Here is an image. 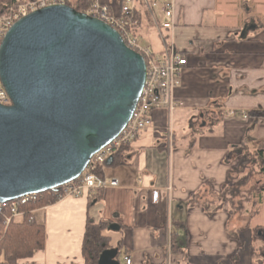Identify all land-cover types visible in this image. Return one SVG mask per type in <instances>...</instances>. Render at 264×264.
Wrapping results in <instances>:
<instances>
[{
  "label": "crops",
  "instance_id": "0c3cea01",
  "mask_svg": "<svg viewBox=\"0 0 264 264\" xmlns=\"http://www.w3.org/2000/svg\"><path fill=\"white\" fill-rule=\"evenodd\" d=\"M93 1L121 13L122 0ZM175 5L173 19L158 21L173 24L168 44L187 60L179 108L159 110L123 152L125 163L104 168L117 188L33 210L45 248L17 264H85L88 220L108 225L121 264L126 256L132 264H264V174L254 161L264 150V0ZM239 159L251 163L232 171ZM240 177L236 194L223 196Z\"/></svg>",
  "mask_w": 264,
  "mask_h": 264
},
{
  "label": "water",
  "instance_id": "95a60500",
  "mask_svg": "<svg viewBox=\"0 0 264 264\" xmlns=\"http://www.w3.org/2000/svg\"><path fill=\"white\" fill-rule=\"evenodd\" d=\"M146 77L143 57L105 22L69 5L18 21L0 49V204L76 181L125 129ZM98 264H121L119 249Z\"/></svg>",
  "mask_w": 264,
  "mask_h": 264
},
{
  "label": "built area",
  "instance_id": "2783aa9c",
  "mask_svg": "<svg viewBox=\"0 0 264 264\" xmlns=\"http://www.w3.org/2000/svg\"><path fill=\"white\" fill-rule=\"evenodd\" d=\"M60 5H67V0H6L0 10V49L8 31L18 21L39 10ZM141 7L149 12L159 32L161 28L168 29L173 26V24H160L156 12L165 19H173L176 8L175 0H122L121 13L117 16L113 15L107 6L93 1L91 8L85 12L115 29L126 46L143 57L146 77L138 105L125 129L112 143L93 156L80 178L53 190L60 200L68 197L80 198L88 191L104 192L110 188H117L118 181H107L95 175L91 170L98 168L103 172L105 167L112 165L116 156L124 148L131 147L142 133L152 128L154 116L159 110H166L171 114L180 106L175 94L182 85L187 60L166 42L161 32V52L143 47L133 29L138 24L136 13L141 10ZM0 105H12L1 80ZM229 116L249 118V114L244 111H230ZM167 135L168 148H170L169 145L172 143L170 128H168ZM39 195H28L6 204H0V220L3 218L4 225L8 227L13 219L23 216L21 209L36 202ZM31 214L33 215L34 211ZM31 220L34 218L32 217ZM168 249H171V246ZM124 264H132V258L126 256Z\"/></svg>",
  "mask_w": 264,
  "mask_h": 264
},
{
  "label": "trees",
  "instance_id": "16d2710c",
  "mask_svg": "<svg viewBox=\"0 0 264 264\" xmlns=\"http://www.w3.org/2000/svg\"><path fill=\"white\" fill-rule=\"evenodd\" d=\"M3 1L6 2V0H0V10L3 8ZM92 3L93 0H78L77 5L72 6L71 3L67 1V5L73 7L80 13L88 11L91 8ZM136 20L138 24H136L133 29L135 35L141 40V29L145 26L151 28L155 24L149 12L143 7H141V10L136 13ZM145 21L148 24H143ZM150 24L153 25L150 26ZM127 148H124L116 156L113 163L114 166L125 163V158L122 154ZM254 161L255 165L259 168V171L264 174V150L257 152ZM247 163V160H239L232 171L238 169L239 167H245ZM91 171L98 177H103V172L100 169L96 168ZM245 179L246 178L238 182V184H236L235 181H231L232 184H229L223 190V196L226 197L228 194L234 196L237 192L236 187L243 184L246 181ZM261 193H264V187L261 189ZM58 201H60V198L57 196L55 191H48L40 194L39 199L36 202H33L21 209L23 212V218L21 220L13 219L10 225L6 227L4 225L3 218H1L0 264H17L21 260L32 258L36 252L44 250L45 226L43 223L37 222L35 219L31 220L33 217L31 212L37 208L55 204ZM175 227L176 229H179L177 224H175ZM107 230L108 225L106 223L95 224L91 220H88L82 248L85 264H98L102 252L112 247L111 239L106 234Z\"/></svg>",
  "mask_w": 264,
  "mask_h": 264
},
{
  "label": "rangeland",
  "instance_id": "374dc122",
  "mask_svg": "<svg viewBox=\"0 0 264 264\" xmlns=\"http://www.w3.org/2000/svg\"><path fill=\"white\" fill-rule=\"evenodd\" d=\"M71 5L76 6L77 3L74 4L73 2H71ZM156 16H157L158 20L161 17L157 12H156ZM152 25L153 24H150V26H152ZM144 28H145V30L141 34V40H140L143 47H148L155 52H161L162 51V38L160 36V32L163 34V36H165L164 38H165L166 42H168L166 35H165V29L161 28V30L159 32L156 25H153L151 28H148L147 26H145ZM239 160H245V159H239ZM239 160H238V162H239ZM246 160L248 161L247 165L245 167H239V169L240 168L246 169L248 167V165L251 163V160H248V159H246ZM243 179H244V177H240L239 181H241Z\"/></svg>",
  "mask_w": 264,
  "mask_h": 264
}]
</instances>
